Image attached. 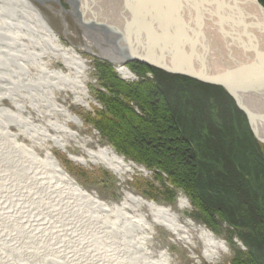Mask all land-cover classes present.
<instances>
[{"label": "bare ground", "instance_id": "1", "mask_svg": "<svg viewBox=\"0 0 264 264\" xmlns=\"http://www.w3.org/2000/svg\"><path fill=\"white\" fill-rule=\"evenodd\" d=\"M64 1L69 5L70 0ZM188 1L192 7L193 4L196 5L197 12L191 10L187 17L199 16L197 27L188 30L189 32H203L204 36L202 39L199 36V41L218 46L223 57H232L233 51L235 57L243 52V43L225 46L226 43L222 42V39H226L224 35L227 40L243 35L238 32L245 23L244 18L257 13L252 0ZM60 3V0H0V173L16 169L12 172L13 179H10L19 187L13 193L11 191L12 195L27 193L30 201L28 204L26 201L21 204V210H27L29 214L37 212L36 214L40 215L33 218L36 227H32L30 235L43 239L46 236L41 237L45 233L44 230L41 231L42 227L50 224V234L47 235L53 236V240L56 235L59 236L56 241L59 244H70L74 239L80 249L86 247L81 252L84 257H88L87 261L79 257H69V260L57 261L56 264H169L167 250L154 249V228L160 227L167 230L174 237V241L186 244L192 251L199 252V257L207 263H216L219 254L224 251L225 241L203 224L182 217L181 211L188 204L186 197L179 195L174 208L152 199L148 200L125 188L118 202L104 198L102 200L98 195L80 187L65 169L59 166L47 148L62 150L71 161L82 168H107L118 182L124 185L129 175L146 173L147 170L143 166L135 164L132 160L126 161L111 145L99 144L97 135H83L79 129L72 127L71 124L81 128L83 124L78 116L71 112V105L89 109L92 104L86 86L87 62L82 59L80 53H76L72 44L73 40L82 39L84 45H81L88 50L86 53L88 52L90 57L100 61L99 57L111 58L109 60L116 64L118 74L133 78L128 65L133 62L122 63L113 55L111 57L109 53L113 52V38L109 40L103 34L109 32L110 27H113L112 31L115 29L120 32L121 27L128 25L127 7L130 9L131 4L138 6L134 9L135 18L141 15L138 10L140 8L147 11L152 7L158 9V13L152 12L155 14L153 20L149 19V23L154 22L150 28L154 30V25L167 24L164 23L167 11H159L161 4L173 5V10L178 13V5L186 7V1L75 0L78 6L69 5V9H64ZM39 7H46L51 10L52 15L59 17L63 29L61 35L55 34ZM84 7H87L86 11ZM206 10L213 14L220 33L213 29L214 19L205 18ZM62 15L67 16L75 25H71L70 20ZM258 16L264 22V17L259 14ZM174 22L172 24L175 29L181 22L178 18ZM254 30L258 37L254 38V43L264 51V32L259 28ZM169 31L175 33L174 38L178 37L177 31ZM96 36L102 37L96 39ZM157 37H154V41ZM63 42L70 45L65 46ZM114 53L118 54L116 49ZM226 57L225 61L228 63L232 62V59L235 60L234 57ZM212 61L214 69L223 68L224 65L219 60ZM57 62L62 63L64 69L54 68ZM96 80L99 86L102 85L101 80ZM61 92H65L66 96L63 102L58 103L56 97ZM258 94H251L256 98L250 95L239 97L251 106L257 105L264 109V103L257 99L260 97ZM6 99L11 102V107L1 104ZM261 114L264 115V112ZM12 127L17 128V131L13 132ZM18 136L25 138L28 143L18 141ZM69 147H74L76 152L71 153ZM0 188L7 189L3 184H0ZM4 195L0 190V205L5 207ZM20 197L17 202H12L16 206L9 207L15 209L20 206L26 198ZM19 214L17 212L8 215L12 218V224L19 220ZM68 224L72 229L67 227ZM30 225L33 226L32 223ZM55 247L58 251H65L62 246L56 244Z\"/></svg>", "mask_w": 264, "mask_h": 264}, {"label": "trees", "instance_id": "2", "mask_svg": "<svg viewBox=\"0 0 264 264\" xmlns=\"http://www.w3.org/2000/svg\"><path fill=\"white\" fill-rule=\"evenodd\" d=\"M95 64L115 102L105 100L106 112L116 119H103L101 134L124 155L154 169L157 180L161 173L168 176L213 232L226 223L233 248L234 233L247 249L239 254L235 249L233 264H264V151L232 97L223 87L160 75L153 68V81L127 84L108 63ZM137 64L128 65L146 68ZM98 96L102 102L103 93Z\"/></svg>", "mask_w": 264, "mask_h": 264}, {"label": "rangeland", "instance_id": "3", "mask_svg": "<svg viewBox=\"0 0 264 264\" xmlns=\"http://www.w3.org/2000/svg\"><path fill=\"white\" fill-rule=\"evenodd\" d=\"M60 1H62V3L60 4L63 5L62 7L64 9H69L68 8L69 5H67V2H65L64 0H60ZM259 2L262 5L260 0ZM55 6H57V4ZM39 8L42 10L44 17H46V20L48 19V23L52 27L55 34L61 35L63 29L60 25L59 17L52 15L50 12L51 10L46 7L44 8L39 7ZM58 9L60 10V6L58 7ZM64 17L67 18V16H64ZM67 19L70 20L69 18ZM70 24L75 25L71 22V20H70ZM73 42L74 44L72 45L76 48L75 50L76 53L77 52L80 53L81 54L80 56H82V59H84L87 62L88 72H87V85L86 86H87V91L89 94V99L92 104L89 109H86L84 107H75L71 105V108H70L71 112L77 115L83 124L81 128L71 124L72 127L74 129H79L80 133L83 135H90V136H92L93 134L97 135L99 138V144L105 143V144L111 145L112 149L115 152H117L120 156H123L126 158V161L132 160L135 164L139 166H143L145 170L147 171L144 174L138 172V173L129 175L128 176L129 179L126 181V184L124 185L122 183H119L118 179L115 178V176L107 168L105 169L100 166L82 168L78 166L77 164H75L73 161H71L70 158H68L65 152H63L62 150H59L58 148H54V147H50V148L47 147L51 151V154L54 156V158H56V160L58 161L59 166L65 169V171L69 174V176H71V178L75 180L80 187H82L84 190H88L92 192L95 195H98L99 197H101V199L104 198V200L109 199V200L118 202L122 198V191L125 188H127L129 190H132L134 194H137V195L140 194L141 196H143L144 198L148 200L152 199V200L157 201L160 204H168L175 208L179 195H181L182 197L184 196L188 199L187 200L188 204L186 207H184V210L181 211L182 217L191 218L194 221H197L203 224L205 227L209 228L200 219L195 217L194 214L196 210H194V207L191 205V202L188 196H186L181 191V189L177 188L174 185H171L168 182V178H167L168 176L161 173L162 176H164L163 179L161 181L157 180L156 179L157 177L155 176L156 172L154 171V169L148 168L147 165H144L143 163L139 161L136 162L132 158L131 155H128V154L124 155L121 150H118L115 147V145H112V143L110 142L111 141L110 139H108L106 136H103L101 134V127L104 128V126L101 124V121L103 119L113 120V118H115L112 115H110L108 111L106 112L105 105H104V103H106L105 100L109 104H112V105L115 102L113 103L110 99L112 98L111 91L105 89L103 85L99 86L97 83L96 78H98L97 72L99 69L98 70L96 69L95 61H97L98 59L96 58L94 59L93 57H90L89 54H87L88 52L86 53V51L88 50L83 48L82 45H84L83 44L84 41L82 39H76V40H73ZM63 44L65 46L70 45L66 42H63ZM101 61L108 63L110 65V68L115 71L118 78L127 84L135 85V83L140 82L139 80H143V81L151 80L152 81L153 79H155L154 78L155 72H153V70H151L150 68H153L155 70L158 69L159 72L161 71L160 73L158 72V74L160 75L162 72L165 74H170L168 72L166 73L162 71L161 69L157 67L156 68L151 67L146 64L144 65L142 63L141 65L146 68L142 69L141 71H138V70L136 71L135 68L133 70V68L130 67L131 68L130 74L133 76V78L122 77L120 74L116 72V68H115L116 64L113 61L107 62L104 59H101ZM134 63L137 64L141 62L134 61L132 64ZM54 68L64 69L63 64L60 62H57L54 65ZM170 75L172 77L173 74H170ZM99 93H103L104 97H103L102 102H101V98H98ZM64 96H66V93L61 92V94L58 97H56L57 102L58 103L63 102ZM124 101H127V100H124ZM128 103L132 111L142 115V112L139 110L138 106L135 104L134 101H128ZM1 104L3 106L11 107V102L7 99L2 101ZM260 111L264 112V109ZM97 120L98 122L96 123ZM247 123H248V119H247ZM12 131L16 132L17 128L12 127ZM17 138H19L18 141L20 142H23L25 144L28 143L27 140H25V138L23 137L18 136ZM258 143L260 144L259 141ZM260 146L264 151V146H262L261 144ZM69 151L71 153L76 152L74 147L72 148L69 147ZM14 171H16V169H11V171L9 172H7V170H4L3 173H0V184H3L4 186H6V188L8 185L10 186L7 189L0 188L1 192L5 194L4 196L6 198L5 207L3 205L2 206L0 205V264H56L57 261L64 262L66 260H69L68 259L69 257L76 258V259L77 257H79L87 261L88 257H84V255L81 252V250L86 249V247L85 248L82 247L80 249V247L76 245L77 242H74V239L73 241L71 240L70 244H66V242L63 244H59V242H56L59 236L57 237L55 232L54 234L56 236L54 237V240H53V236H48L47 234H50L48 229L50 226H52L50 224L47 227L45 226L42 227L41 231L43 232L44 230L45 233H43L42 235L40 234V235L41 237L46 236L43 239L40 237H38L37 239L30 235V231L32 227H36V222L33 220V218H35L36 216H40V215H37L36 214L37 212H35L34 214H29L27 210L25 211L26 213L21 210V207H23L21 204H23L25 201L28 204V202L30 201V199H28L29 197L27 193H25L24 195L23 193H19L18 196L12 195L13 191L19 187L16 184V182L10 179L11 177L13 179L12 172L14 173ZM4 174H6V176H4ZM31 195L32 194L30 193L29 196ZM20 196L26 197L20 203V206H18L15 209H13L12 207L10 208L9 207L10 205L16 206L12 202H17L19 198H21ZM31 204L34 205V203H31ZM17 212L20 213L18 215L19 220L15 224H12V218H9V216ZM38 219H41V218L38 217ZM31 223L33 224V226L30 225ZM67 227L71 228V225L68 224ZM209 229L212 231V233H214V235L223 239L226 244V246L223 249L224 251H222L219 254V257L216 259V263L214 264H233V259L235 257V249L237 250L236 253L238 254L240 253V251L244 252L247 250L243 242L241 241V239L237 238V235L234 233L231 236L235 244V249L233 248V245L230 243V240H229L230 239L229 238L230 227H228L226 223L224 222L221 223V225L219 226L218 233L213 232L211 228ZM154 231H155L154 238H153V242H155L154 249L158 251L162 249L167 250V252L169 253V258H170L169 264H211L201 259L199 257L200 255L199 252L192 251L186 244L184 245L183 243L174 241V237L164 228L162 229L160 227H155ZM56 244L57 246H62L65 249V251L63 252L58 251L56 247L54 248V245ZM46 245H49V246H46ZM198 250L199 248L196 249V251Z\"/></svg>", "mask_w": 264, "mask_h": 264}, {"label": "water", "instance_id": "4", "mask_svg": "<svg viewBox=\"0 0 264 264\" xmlns=\"http://www.w3.org/2000/svg\"><path fill=\"white\" fill-rule=\"evenodd\" d=\"M40 1L43 2V0ZM185 1L186 7L178 5V13L173 10V5L161 4L159 11H167L165 13L167 17L164 19V23L166 22L167 24L164 26L161 24L154 25V30L150 29L151 23L154 24V22L149 23V19L152 18L153 20L155 14L153 15L152 12H157L158 9L152 7L147 11L140 8L138 10L141 15L135 18L133 13H135L134 9H136L137 5L133 6L131 4L130 9L127 7V13H129V17H127L129 18L128 25L121 27L120 32L115 29L112 31L113 27H110L109 32L103 34L109 40H111V37L113 38L111 40L113 42L111 43L113 52L109 54L122 63L138 61L144 65L157 67L166 73L182 75L208 85L223 87L233 97L236 106L246 115L255 139L264 146V115L260 111L263 109L257 105L251 106L247 102H243L242 98L239 97V95L241 97L245 95L254 97L251 94L258 92L260 97H257V99L264 103V51L258 44L254 43V38L257 37V32L254 29L259 28L262 33L264 32L263 19L258 16L259 14L264 17V7H262L259 0H252L257 8V13L244 18L245 23L240 32H238L239 35L243 33L244 37L240 35V37L235 39L231 37L230 40H227V36L224 35L226 39H222V42L226 43L225 46L231 44L235 46V44L238 45L240 43L246 46L242 45L243 52H240L236 57L235 51H233L232 57L235 60L233 61L232 59V62L228 63L225 61L226 56L223 57L224 55L219 53L218 46L214 47L213 44L207 45V43L199 41L198 37L201 36L202 39L204 36L203 32L196 30L197 34L199 33L197 35L188 31L197 27L199 16L190 15V18L187 17L191 10L196 12L197 10L195 4L192 7L188 0ZM68 3L73 7L78 6L75 0H70ZM84 8L86 11L87 7ZM213 10L216 12L215 9ZM82 15L84 16V12ZM212 15L206 10L205 18H213ZM176 18L181 23L174 29L172 23H175ZM219 22L222 23L221 20ZM213 25V29L220 33L218 31L219 25L215 19ZM169 30L177 31L178 37L174 38L175 33ZM99 37L102 36H96L95 38L99 39ZM154 37H157L155 41ZM229 42L231 43L228 44ZM245 48L246 50H244ZM106 49L110 50L109 47H106ZM114 49L118 52L117 55L114 53ZM99 58L112 62L108 57ZM212 60L215 62L219 60L224 65L223 68H219L220 70L214 69ZM241 81L244 83H241Z\"/></svg>", "mask_w": 264, "mask_h": 264}]
</instances>
